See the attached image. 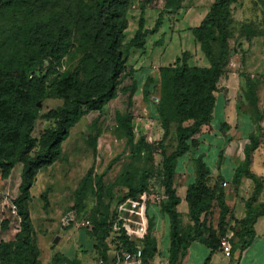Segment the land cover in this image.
I'll use <instances>...</instances> for the list:
<instances>
[{
  "label": "trees",
  "instance_id": "1",
  "mask_svg": "<svg viewBox=\"0 0 264 264\" xmlns=\"http://www.w3.org/2000/svg\"><path fill=\"white\" fill-rule=\"evenodd\" d=\"M236 1L217 0L201 24L192 29L196 42L210 62L209 67L191 66L190 53L186 52L175 64L160 68L161 97L156 112L164 131L159 146L166 195L162 212L170 224L168 264H186L190 247L196 241L212 252L219 250L222 238L230 232L234 233L233 250H246L256 237L258 219L264 215V203L256 204L262 192V180L251 170L253 154L260 145L259 137L254 135L250 136L244 163L235 176L237 183L246 176L256 186L246 202L244 219L237 220L228 206L225 183L218 180L210 185L212 171L202 156L197 159L196 179L188 184L186 193L191 225L183 227L178 210L182 200L176 187L177 165L181 158L199 147L197 136L204 127L211 125L218 86L231 55L232 6ZM181 2L177 0L176 8ZM130 6V0H0V15L8 13L9 32H12L4 45H0V175L7 178L18 164L23 165L19 195L14 201L21 219V231L14 241H0V264H43L40 249L33 239L34 226L29 210L36 177L60 159L64 142L83 116L102 111L118 98L132 51L144 50L149 35L158 32L162 25L161 14L155 26L148 29L142 11L136 34L124 45L130 26ZM21 17L29 23L19 25ZM77 46L82 50L78 66L63 71L65 60ZM246 81L248 98L259 112V98L252 80ZM49 98H58L64 103L48 113L47 118L53 120L54 125L37 139L34 133L41 115L40 103ZM150 98L148 91L146 99ZM118 121L119 128L133 143L136 132L132 115L119 116ZM174 125L176 147L167 153L166 143ZM229 129L230 125L224 123L222 130ZM97 141L98 135L94 138L95 149ZM146 145L147 137L141 135L135 145L136 154ZM115 162L117 160L108 169ZM88 176L91 174L87 179ZM96 184L98 198H101L103 176L97 177ZM128 187L126 198L136 199L147 191L144 181L134 186L132 179ZM77 203L82 205L80 192ZM216 211L217 225L211 223ZM116 216L110 222L102 217L95 229L105 263L109 261L107 240ZM9 225L8 220L1 221L0 234L7 231ZM153 230L154 225L150 223L143 246L145 264L158 254ZM121 238L125 247L134 251V244L123 235Z\"/></svg>",
  "mask_w": 264,
  "mask_h": 264
},
{
  "label": "rangeland",
  "instance_id": "2",
  "mask_svg": "<svg viewBox=\"0 0 264 264\" xmlns=\"http://www.w3.org/2000/svg\"><path fill=\"white\" fill-rule=\"evenodd\" d=\"M130 1V26L124 45L136 34L142 11L145 12L148 29L155 26L161 14L162 25L158 32L149 35L144 50L132 51L118 98L108 103L102 111L83 116L64 142L60 159L41 170L36 177L31 189L29 210L34 226L33 239L40 249L43 264H101L104 258L95 232L97 223L102 217H107L110 222L115 215V222L119 217L133 219L135 215L130 211L134 208L144 211L147 236L150 223L154 225L152 236L156 239L158 254L150 264H168L170 224L162 212L163 200H154L165 196L162 186L163 156L159 146L164 131L156 112L161 97L160 68L175 64L176 59L186 52L190 53L191 66H210L192 29L201 24L217 0H182L178 8L177 0ZM232 13L231 55L218 86L213 119L211 125L204 127L197 136L199 147L179 160L177 190L184 182V176H196L199 157H203L213 172L215 163H231L236 158L244 163L243 150L245 145L251 143V135L258 136L260 144L264 146V0H237L232 6ZM28 23L21 17L18 24ZM0 26V45H4L8 36L12 35L7 12L0 15ZM81 57L82 50L77 46L65 60L63 71L76 68ZM247 79L252 80L259 98V112L248 98ZM148 91L151 92L149 100L146 99ZM63 103L58 98H49L40 103L41 115L36 124L35 138L40 139L54 125L47 115ZM127 114L132 115L135 126L136 140L133 143L119 128V116ZM249 119L254 123L253 128L249 126ZM224 123L230 125L229 130H222ZM175 129L174 125L166 143L167 153L176 147ZM96 135L98 141L95 149ZM141 135H146L147 145L136 154L135 145ZM189 166L195 169V173L188 170ZM22 169L23 165L18 164L9 177L0 175V223L4 220L10 222L8 230L1 231L0 241H14L21 231V219L14 201L19 195ZM88 174L91 176L87 179ZM98 176H103L101 198H98L96 184ZM132 179L134 186L141 181L147 185V191L136 199L126 198ZM78 192L81 193L82 205L77 203ZM132 202H139L141 206L134 207ZM70 212L75 213V220L65 225V217ZM217 213L211 219L212 224L217 225ZM235 213L238 216L241 214L239 206ZM86 221H90V224L83 225ZM182 221L184 228L191 225L189 215H183ZM58 236L60 241L54 244ZM146 238L137 240V245L143 248ZM190 251L191 264H199L206 251L208 253L207 248L199 243L191 246Z\"/></svg>",
  "mask_w": 264,
  "mask_h": 264
},
{
  "label": "crops",
  "instance_id": "3",
  "mask_svg": "<svg viewBox=\"0 0 264 264\" xmlns=\"http://www.w3.org/2000/svg\"><path fill=\"white\" fill-rule=\"evenodd\" d=\"M249 123V126L251 125V128H253L254 123L251 119H249ZM244 151L245 148L243 152ZM242 164V159L240 160L238 158H236L235 161L231 160V163H215L210 183V185H214L218 180L225 183L226 201L237 220H242L246 217V202L251 198L256 187L254 181L246 176H244L239 183L235 181L237 169L241 167ZM188 170H192V172L195 173V169L192 166H189ZM251 170L262 180V192L256 204L264 203V146L262 143L253 154ZM183 178L184 182H182L181 187L179 186L180 188L178 189V194L182 200L181 204L178 206V210L182 216H188L189 209L186 202L187 187L188 184L196 179V176H184ZM238 206L241 209V214L239 216L235 213ZM255 231L256 237L253 243L244 251L234 249L231 257H227L223 253L222 247L212 252L210 248L198 241L194 242L191 246L199 243L203 244L208 250V253L206 251L204 258L200 260L199 264H264V215L258 219L255 225ZM230 233L234 235L233 232ZM191 254V251H189L186 264H191Z\"/></svg>",
  "mask_w": 264,
  "mask_h": 264
},
{
  "label": "built area",
  "instance_id": "4",
  "mask_svg": "<svg viewBox=\"0 0 264 264\" xmlns=\"http://www.w3.org/2000/svg\"><path fill=\"white\" fill-rule=\"evenodd\" d=\"M165 199L166 195L159 199L156 197L154 200L161 201ZM132 203L135 204L134 207L141 206L139 202ZM130 212L135 215V218L127 219L119 217L115 222L112 235L108 239L109 241H107L109 244V261L106 263L102 261L101 264H145L143 248L137 245V240L142 241L146 238L148 232L147 220L144 216V211L141 208H134ZM75 216L74 212L68 213L65 217L64 224L70 225L75 220ZM127 222L129 225H127ZM89 224L90 221L83 223V225ZM122 235L125 239L134 244V251H130L125 247L124 242L122 241L123 238H121ZM233 236L232 233H229L221 240L223 253L227 257H231L232 255L233 245L231 241ZM148 264H150V262Z\"/></svg>",
  "mask_w": 264,
  "mask_h": 264
},
{
  "label": "water",
  "instance_id": "5",
  "mask_svg": "<svg viewBox=\"0 0 264 264\" xmlns=\"http://www.w3.org/2000/svg\"><path fill=\"white\" fill-rule=\"evenodd\" d=\"M59 241H60V236L56 237V239L54 240V244L59 243Z\"/></svg>",
  "mask_w": 264,
  "mask_h": 264
}]
</instances>
